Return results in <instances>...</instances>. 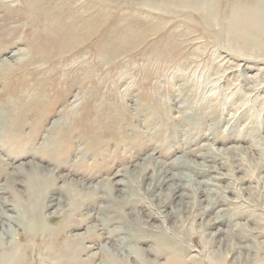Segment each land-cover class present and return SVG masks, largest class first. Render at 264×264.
Segmentation results:
<instances>
[{
  "label": "rangeland",
  "instance_id": "obj_1",
  "mask_svg": "<svg viewBox=\"0 0 264 264\" xmlns=\"http://www.w3.org/2000/svg\"><path fill=\"white\" fill-rule=\"evenodd\" d=\"M110 1L0 0V213L50 220L78 264H257L264 53L195 8ZM143 14L153 34L102 41Z\"/></svg>",
  "mask_w": 264,
  "mask_h": 264
},
{
  "label": "bare ground",
  "instance_id": "obj_2",
  "mask_svg": "<svg viewBox=\"0 0 264 264\" xmlns=\"http://www.w3.org/2000/svg\"><path fill=\"white\" fill-rule=\"evenodd\" d=\"M52 3H62L64 0H50ZM68 1V0H67ZM37 3H39L37 1ZM147 3L157 7V9L162 10H182V9H193L195 8L198 12H203V16L200 18H193L196 21L203 22L207 27H211L217 20L220 22H227L229 27L235 30L237 38L244 44L243 50H261L264 53V0H148ZM41 5V3L36 4ZM90 5H98L100 10L104 11L106 9L113 8V1L110 0H90ZM45 7V6H43ZM23 8V7H22ZM113 14V13H112ZM141 17L136 19V24L133 22H125L122 19L116 25L113 30L106 31L102 41L107 42V44H122L133 46L142 40L140 34L149 36L153 34L152 29H147L146 31H141L145 24H141L146 21ZM143 18V19H142ZM33 21V20H32ZM57 22V21H56ZM123 22V23H122ZM203 24V25H204ZM218 25V23H216ZM223 24V23H222ZM55 26V25H54ZM34 27V26H33ZM147 27V26H146ZM36 28V27H34ZM59 28V27H58ZM148 28V27H147ZM206 28V27H205ZM204 28V29H205ZM38 29V28H37ZM116 29V30H114ZM145 29V28H144ZM20 30V29H18ZM36 30V29H35ZM216 30V29H215ZM27 32V31H26ZM163 32V31H162ZM219 32V31H218ZM161 33V32H160ZM212 33V32H211ZM64 34V33H62ZM103 34V33H102ZM215 34V33H214ZM100 35V34H99ZM216 35V34H215ZM34 36V35H32ZM37 36V35H36ZM157 37V36H155ZM165 37V36H164ZM167 37V36H166ZM213 37V36H212ZM215 37V36H214ZM35 38V37H34ZM37 38V37H36ZM42 38V37H41ZM80 38V37H79ZM82 38V37H81ZM98 38V37H97ZM171 38V37H170ZM218 38V37H217ZM43 39V38H42ZM145 39V38H144ZM167 39V38H166ZM174 39V38H173ZM212 39V38H211ZM38 40V39H36ZM95 40V39H94ZM176 40V39H175ZM35 42V40L33 39ZM42 41V40H41ZM101 41V40H100ZM171 41V40H170ZM174 42V40H172ZM171 41V42H172ZM178 41V40H176ZM215 41V40H214ZM38 42V41H37ZM36 42V44H37ZM43 42V41H42ZM41 42V43H42ZM99 42V41H98ZM170 42V43H171ZM95 43V41H94ZM97 43V41H96ZM177 43V42H176ZM240 43V42H239ZM35 44V43H34ZM88 44V43H87ZM91 44V43H90ZM99 44V43H98ZM169 44V43H168ZM228 44V42L226 43ZM93 45V44H91ZM225 45V44H224ZM89 46V45H88ZM96 46V44H95ZM99 46V45H97ZM104 46V45H103ZM144 46V45H143ZM46 46V50H47ZM91 47V46H90ZM93 47V46H92ZM116 47V46H114ZM123 47V46H122ZM171 47V46H170ZM225 47V46H224ZM79 48V47H78ZM98 48V47H97ZM112 48V47H111ZM127 48V47H126ZM129 48V47H128ZM127 48V50H128ZM230 48V47H229ZM256 48V49H255ZM103 48V55H109L108 49ZM115 49V48H114ZM112 50V49H111ZM110 52L113 54V52ZM96 52V51H95ZM253 52V51H252ZM251 52V53H252ZM239 53V52H238ZM250 53V54H251ZM257 54V53H256ZM240 55V54H239ZM243 56V55H242ZM253 56V55H252ZM257 56V55H256ZM245 57V56H244ZM247 57V56H246ZM94 60V59H93ZM244 60L251 61L248 58ZM253 61V60H252ZM257 61H264L259 60ZM244 67L250 70L251 65H244ZM263 69V68H262ZM235 70V69H234ZM233 71V70H232ZM89 73V72H88ZM264 73V71H263ZM261 74L264 76V74ZM260 74L247 75L246 79L248 82H257ZM263 79L262 76H260ZM246 80V81H247ZM263 81V80H262ZM261 81V82H262ZM247 82V83H248ZM264 82V81H263ZM251 84V83H250ZM249 84V85H250ZM263 84V83H261ZM261 84H259L261 86ZM253 87V86H252ZM260 88V87H259ZM264 89V88H262ZM254 90V89H252ZM259 90V89H258ZM251 91V90H250ZM255 91V90H254ZM263 91V90H262ZM252 92V91H251ZM211 93V92H210ZM251 94V93H250ZM264 94V93H263ZM253 96V95H252ZM246 157V156H245ZM162 162V161H161ZM196 162V161H195ZM173 164V163H172ZM170 165V164H169ZM160 166V165H159ZM175 166V165H174ZM164 167V166H163ZM162 168V167H161ZM194 168V167H193ZM33 169V168H32ZM166 169V167H165ZM191 169V168H190ZM200 169V168H199ZM27 170V169H26ZM35 172L40 175L39 178L43 176L52 177L53 175L49 172L45 173L41 168L34 167ZM32 170V171H33ZM171 171V170H170ZM210 171V170H209ZM217 171V170H216ZM8 172V171H7ZM34 173V172H33ZM156 173V172H155ZM167 173V172H166ZM35 174V175H37ZM57 174V173H56ZM182 175V174H181ZM42 176V177H41ZM66 176V175H65ZM171 176V175H170ZM186 176V175H185ZM216 176V175H215ZM33 177V176H32ZM37 177V176H36ZM62 177V176H61ZM34 178V177H33ZM181 178V177H180ZM50 179V178H49ZM29 181L32 179H28ZM72 180V179H71ZM157 180V179H156ZM166 180V179H165ZM170 180V179H169ZM14 181V180H13ZM37 181H39L37 179ZM77 181V180H76ZM80 181V180H79ZM162 181V180H161ZM164 181V180H163ZM166 182V181H165ZM50 183V182H49ZM156 183V182H155ZM163 183V182H162ZM211 184V182H206ZM214 183V182H213ZM106 185V184H105ZM104 185V186H105ZM176 185V184H175ZM216 185V184H215ZM36 188V184H33ZM46 186V185H45ZM75 186V185H74ZM152 186V184H151ZM181 186V185H179ZM80 187V186H79ZM107 187V186H106ZM110 187V186H109ZM30 188V186H29ZM180 188V187H179ZM178 188V189H179ZM201 188V187H200ZM139 189V188H138ZM172 189V188H170ZM174 189V186H173ZM212 189V188H211ZM197 190V189H196ZM199 190V189H198ZM197 190V191H198ZM201 190V189H200ZM95 191V190H94ZM149 191V190H148ZM203 191V190H202ZM30 192V190L28 191ZM45 192V191H44ZM51 192V191H50ZM140 193V192H139ZM20 194V193H19ZM31 194V193H29ZM46 194V193H45ZM48 194V193H47ZM44 196V195H43ZM27 197V196H26ZM18 198V197H17ZM21 198V197H20ZM28 198V197H27ZM22 200V199H21ZM25 201V200H24ZM18 203V202H17ZM16 203V204H17ZM24 203V202H23ZM22 205V203H21ZM18 206V204L16 205ZM12 208V207H11ZM14 208V207H13ZM31 209V208H30ZM18 210V209H16ZM27 216L30 214V218L18 214L14 216L6 211H1L0 218L6 217L7 223L0 222V264H50L51 259L55 260L54 264H78L77 250L78 247L69 238L65 236L62 232L63 230L59 226L55 228L51 225L50 220L44 219L40 221L39 215H32V212L26 208ZM19 208V212H21ZM17 214V213H16ZM44 214V213H43ZM122 214V213H121ZM117 215V214H116ZM119 216V215H118ZM125 215H122V217ZM121 217V218H122ZM55 218V217H54ZM24 219V220H23ZM56 219V218H55ZM61 219V218H60ZM123 219H125L123 217ZM134 219V218H133ZM125 221V220H124ZM126 222V221H125ZM55 223V222H54ZM214 223V222H213ZM18 225L23 226V235L25 238L19 240V231L16 232ZM143 225V224H142ZM140 226V225H139ZM138 227V226H137ZM19 229V227H18ZM142 229V228H141ZM145 229V228H144ZM22 232V230H21ZM20 232V233H21ZM236 236V235H235ZM21 237V236H20ZM69 237V236H68ZM9 238H11L9 240ZM160 238V237H159ZM71 239H74L71 237ZM9 240V241H8ZM26 240V241H25ZM76 240V239H75ZM238 240V239H237ZM158 241V240H157ZM162 241V240H161ZM238 242V241H237ZM160 243V242H159ZM161 245V244H160ZM90 246V245H89ZM85 247V246H84ZM83 248V247H82ZM87 248V247H86ZM91 248V247H90ZM173 248V247H172ZM134 249V248H132ZM137 249V248H136ZM138 250V249H137ZM253 251V250H252ZM139 253V251H138ZM137 253V254H138ZM244 253V252H243ZM185 254V253H184ZM140 255V254H139ZM177 260L182 258V251L179 249L178 252L174 254ZM190 255V254H189ZM124 256V255H123ZM174 256V257H175ZM192 256V255H191ZM195 256V255H194ZM241 256V255H240ZM125 257V256H124ZM141 257V255H140ZM147 257V256H146ZM247 257V256H246ZM259 258V257H258ZM261 258V257H260ZM264 257L262 260L258 261L257 264H264ZM81 259V258H80ZM87 260V259H86ZM85 260V261H86ZM90 259L88 258V262ZM109 260V259H108ZM145 260V259H144ZM189 260V259H188ZM240 260V259H239ZM257 260V259H256ZM140 261V259H139ZM142 261V260H141ZM140 261V262H141ZM169 261V260H168ZM92 262V261H91ZM189 262V261H188ZM187 262V263H188ZM144 263V262H143ZM142 263V264H143ZM173 263V261H172ZM222 263V262H221ZM225 263V262H224ZM126 264V263H125ZM141 264V263H139ZM149 264V263H148ZM167 264V263H165ZM169 264V263H168ZM218 264V263H217ZM239 264V263H238ZM245 264V263H244Z\"/></svg>",
  "mask_w": 264,
  "mask_h": 264
}]
</instances>
